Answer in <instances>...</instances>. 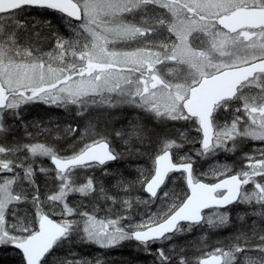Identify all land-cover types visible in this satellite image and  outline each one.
<instances>
[{
  "label": "snow or ice",
  "instance_id": "1",
  "mask_svg": "<svg viewBox=\"0 0 264 264\" xmlns=\"http://www.w3.org/2000/svg\"><path fill=\"white\" fill-rule=\"evenodd\" d=\"M0 264H264V0H0Z\"/></svg>",
  "mask_w": 264,
  "mask_h": 264
}]
</instances>
